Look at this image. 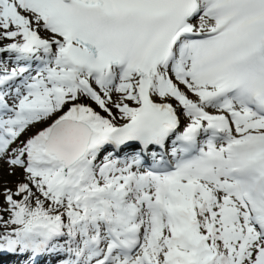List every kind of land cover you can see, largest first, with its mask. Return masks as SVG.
<instances>
[{
    "label": "snow or ice",
    "instance_id": "1",
    "mask_svg": "<svg viewBox=\"0 0 264 264\" xmlns=\"http://www.w3.org/2000/svg\"><path fill=\"white\" fill-rule=\"evenodd\" d=\"M0 162V264H264V0H0Z\"/></svg>",
    "mask_w": 264,
    "mask_h": 264
},
{
    "label": "rangeland",
    "instance_id": "2",
    "mask_svg": "<svg viewBox=\"0 0 264 264\" xmlns=\"http://www.w3.org/2000/svg\"><path fill=\"white\" fill-rule=\"evenodd\" d=\"M9 173H10V169L5 164L0 162V208L6 207V205L4 204L3 193H4L5 188H10L9 185H6V183H4V182H9L10 180H12V178L9 177L10 175ZM15 189L16 188L12 190L15 191ZM14 198L19 199L18 197H14ZM4 216H5V219H7V213H4ZM0 231H2V229H0Z\"/></svg>",
    "mask_w": 264,
    "mask_h": 264
}]
</instances>
